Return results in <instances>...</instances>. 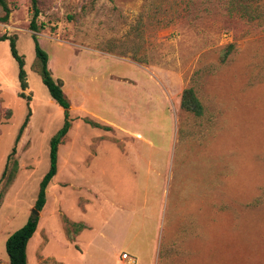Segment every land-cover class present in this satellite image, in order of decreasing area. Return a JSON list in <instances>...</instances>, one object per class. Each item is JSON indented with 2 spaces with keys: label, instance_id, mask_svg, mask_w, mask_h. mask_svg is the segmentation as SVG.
Returning <instances> with one entry per match:
<instances>
[{
  "label": "rangeland",
  "instance_id": "1",
  "mask_svg": "<svg viewBox=\"0 0 264 264\" xmlns=\"http://www.w3.org/2000/svg\"><path fill=\"white\" fill-rule=\"evenodd\" d=\"M243 1L261 4L260 16L228 0H40L37 36L72 126L28 264H122L127 245L117 241L131 240L227 241L234 264H264V0ZM7 3L0 34L17 36L30 100L0 41V264L34 213L65 122L36 72L31 0ZM189 86L203 116L181 106Z\"/></svg>",
  "mask_w": 264,
  "mask_h": 264
},
{
  "label": "trees",
  "instance_id": "2",
  "mask_svg": "<svg viewBox=\"0 0 264 264\" xmlns=\"http://www.w3.org/2000/svg\"><path fill=\"white\" fill-rule=\"evenodd\" d=\"M3 7L4 14L0 16V22H7L11 13L7 0H0ZM40 0H31L32 16L29 24L30 30L33 31V39L35 41L37 67L36 72L40 74L44 84L48 87L51 96L54 100L64 109L65 122L63 126L53 135L50 141V167L46 172L40 183V189L36 200L35 209L42 211L47 202V188L58 172V158H59V147L63 142L64 137L68 134L72 126L71 118V101L67 97L64 91V83L60 78H55L52 70L49 66L50 56L48 52L41 46L37 32L44 26L38 23V18L41 13ZM229 9L237 11L243 16H247L251 19L258 18L260 16L262 5L259 4L252 7L251 4L245 3L243 0H228ZM9 40L11 53L17 60L19 65V81L22 91L20 96L30 100V97L25 93V90L29 87L27 72L25 69V58L17 47V36L9 35L7 33L0 34V41ZM181 106L188 112L194 113L196 116L204 115V105L201 102L195 88L193 86L186 87L182 94ZM28 113L21 124L17 137L16 143L21 139L26 127L28 126L30 116L32 114L31 106L28 105ZM85 121L90 123L94 127L106 128L97 121H93L89 118H85ZM17 150L16 144L12 148L9 155V160L15 155ZM16 164V162H15ZM2 199V192L0 191V204ZM40 216L39 213H32L27 222L14 231L6 241V248L9 255L10 264H28V244L30 239L37 231ZM82 226V225H80Z\"/></svg>",
  "mask_w": 264,
  "mask_h": 264
},
{
  "label": "crops",
  "instance_id": "3",
  "mask_svg": "<svg viewBox=\"0 0 264 264\" xmlns=\"http://www.w3.org/2000/svg\"><path fill=\"white\" fill-rule=\"evenodd\" d=\"M150 145L155 146L153 143ZM90 156L93 157L94 153L91 152ZM75 242L80 247L79 250L76 249L77 252H82L80 243ZM117 242L120 244L124 242L127 245L122 252L130 253L135 259V264H234V251L227 246V241H223L225 242L223 244L222 241L131 240ZM128 248L130 251L127 250ZM120 257L121 254L118 260L124 264Z\"/></svg>",
  "mask_w": 264,
  "mask_h": 264
},
{
  "label": "built area",
  "instance_id": "4",
  "mask_svg": "<svg viewBox=\"0 0 264 264\" xmlns=\"http://www.w3.org/2000/svg\"><path fill=\"white\" fill-rule=\"evenodd\" d=\"M120 258L124 264H135V259L128 252H122Z\"/></svg>",
  "mask_w": 264,
  "mask_h": 264
},
{
  "label": "water",
  "instance_id": "5",
  "mask_svg": "<svg viewBox=\"0 0 264 264\" xmlns=\"http://www.w3.org/2000/svg\"><path fill=\"white\" fill-rule=\"evenodd\" d=\"M34 213H39V211H37L36 209H34Z\"/></svg>",
  "mask_w": 264,
  "mask_h": 264
}]
</instances>
